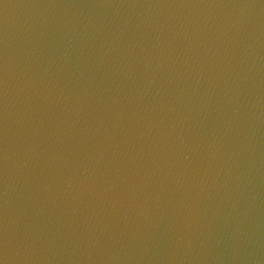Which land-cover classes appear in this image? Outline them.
Segmentation results:
<instances>
[{
  "label": "water",
  "instance_id": "water-1",
  "mask_svg": "<svg viewBox=\"0 0 264 264\" xmlns=\"http://www.w3.org/2000/svg\"><path fill=\"white\" fill-rule=\"evenodd\" d=\"M0 264H264V0H0Z\"/></svg>",
  "mask_w": 264,
  "mask_h": 264
}]
</instances>
